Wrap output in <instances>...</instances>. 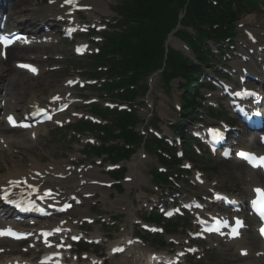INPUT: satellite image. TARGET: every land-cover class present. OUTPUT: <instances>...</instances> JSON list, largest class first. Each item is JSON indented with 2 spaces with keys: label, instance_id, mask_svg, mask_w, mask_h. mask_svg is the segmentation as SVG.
Here are the masks:
<instances>
[{
  "label": "bare ground",
  "instance_id": "obj_1",
  "mask_svg": "<svg viewBox=\"0 0 264 264\" xmlns=\"http://www.w3.org/2000/svg\"><path fill=\"white\" fill-rule=\"evenodd\" d=\"M50 1H52L50 7L30 14L29 12L33 11L30 0H0V4L4 5V13L11 23V26L16 29L24 28L26 30H32V39L27 42H20L17 45L21 46L16 49L7 50L4 60L0 57V148L6 147L7 149L5 155H0V197L7 195V200H17L20 197L42 200L43 192L50 189L56 192V196L49 205L56 204L62 206L63 203L71 202L73 198L81 202L79 207L74 205L66 214L60 215L55 213L49 220L37 221L34 228H30L25 224L21 225L22 227L33 229V232L45 229L73 230V222L84 218L91 220L92 217L89 214L91 208L85 195H93L96 191H99L101 185L108 183L106 179L100 177L95 169L85 168L77 171L72 168L67 170L70 163L65 165V163L55 160L48 165H43L44 159L36 155L33 156L30 152L25 156V163L17 162V159L21 160L24 158L23 155L26 153L27 148L30 146L33 147L40 140L41 128L43 126H37L35 128L29 126L25 129L17 127L20 131H26L24 134V132L13 131L10 128L8 125V117L11 116L16 121H21L34 112L36 105L43 104L56 110L63 104L72 101V97L70 96L71 89L67 83L52 91L51 96L40 98L42 93L40 91L36 92V89L38 90L41 84L40 75L33 77L28 72L20 69V66L25 67L27 65L35 67L44 57L43 47L50 48L49 35L43 32L44 20H47L48 23H53L57 18H64L68 23L67 31L68 29L79 26L74 16H68V13L75 8H81L87 15L94 16L95 18H100V16L105 14L104 6L99 0H75L74 5L66 4L65 0ZM256 20L257 18L251 15L243 20V22L254 24L257 22ZM256 53L259 54L258 51ZM37 68L35 67L38 73L40 69L37 70ZM253 72L256 76H259L256 70ZM30 83L35 84L32 89L30 88ZM64 120L65 118L56 116L53 122L63 123L65 122ZM11 132L21 134L18 136H16V133L10 135ZM34 138L36 139L33 140ZM49 143L50 145L55 144L52 141H49ZM255 145L256 143L253 142L252 146ZM249 148V146H245L243 149L248 150ZM52 156L55 159L63 158V156L57 155L55 152ZM141 162L138 157L130 163L128 175L130 183L127 185L129 190L133 185L141 182ZM245 172V192H247V195H250L251 190L258 185L259 173L251 172L248 169H245ZM18 181L21 183L18 184ZM10 182H15V186ZM107 198L110 197L108 196ZM105 199V197H102L100 202L103 203ZM3 200V198H0V207L2 206ZM242 203L246 204L245 201ZM117 207H119L120 211L131 215L130 205L123 206L117 204ZM5 218V216L0 218V230L11 225V221L5 220ZM63 220H67V224L63 225ZM130 222L128 219L127 223ZM123 231H126L125 227ZM73 235H76V233L73 232ZM90 238L98 242L101 237L96 232ZM129 239L132 238L129 237ZM127 240H120L110 245L109 252L115 249L119 251L121 248H124V252L118 256L119 261L115 264H150V259H153L152 250L146 246H137L135 243L126 246ZM222 244L230 246L232 243L222 242ZM20 245L9 244L0 237V250L2 251L0 254V264H9V262L14 260H19L21 264L24 262L26 264H39L38 262L31 261L29 257L36 251L42 250V246L34 245L31 249L30 247H22ZM233 245L237 248V251L248 256L250 251L245 245L243 246V242L236 243L235 241ZM90 260L91 262L89 264H92V260L94 259ZM245 260L247 259H244L243 264H251ZM260 261L258 264H264V258H260ZM223 264L229 263L224 260Z\"/></svg>",
  "mask_w": 264,
  "mask_h": 264
},
{
  "label": "rangeland",
  "instance_id": "obj_2",
  "mask_svg": "<svg viewBox=\"0 0 264 264\" xmlns=\"http://www.w3.org/2000/svg\"><path fill=\"white\" fill-rule=\"evenodd\" d=\"M41 0H31L32 6H37L40 3ZM106 11L107 14L103 17V22H108L110 21L111 25H115L112 23L114 19H116V7L117 5L122 1V0H110L107 2V0H100ZM37 4V5H36ZM46 0H44V4L37 7L36 9H42L45 7ZM32 12V11H30ZM33 13V12H32ZM255 16L258 20H261L260 22H264V12H252L251 14L244 16L241 18V22L245 20L248 16ZM261 27V24H255V28ZM240 33V31H239ZM239 33H238V38H239ZM172 40V41H171ZM173 40L174 38H170V44L173 45ZM239 41V39L237 40ZM72 46L69 44H61L57 46H53L52 48L48 50H44L43 54L44 55H61L63 56L62 62H56L54 60L48 62L47 66L49 69L55 65H60L62 67H66L65 70L61 71L60 73H49L44 75L41 78V86H39V89H36V92H44V96H47L51 91L54 90V88L61 84L67 77L71 76L72 72H70V69H74L76 74H80L81 68V61L80 59H73L71 57L72 55ZM35 86V84L30 83V88L32 89ZM153 89L149 93L147 102L150 104V106L153 105L155 113L160 115V131L162 135L167 136L170 134L169 130L167 129V123H173L174 122V113L169 110V107L173 108L177 102L179 95L182 92L177 91L176 89V82L171 83V88L169 90H163L161 88V85L158 83V78L154 79L153 82ZM203 95L205 94L204 91L201 92ZM30 94V93H29ZM81 94H84L86 96L92 97L93 95L90 93L86 92H81ZM167 94V96H165ZM108 99V98H105ZM105 101V100H104ZM214 97H210L207 99V102H213ZM149 105H145L144 107L141 108L140 113L143 114L144 116H148L151 113V109L147 108ZM85 111H88L87 108H84ZM146 116V117H147ZM149 118V117H148ZM149 123V122H148ZM191 123H189L190 125ZM49 131V130H46ZM90 136H85L82 139L78 140H69V133L68 132H60V131H50L49 134L43 137L41 142L38 143V147L35 148L34 150L27 149L25 152L26 153H33L32 155H36L39 157H44L45 162L50 163L52 159L50 158V155L53 154L54 152L57 155H63L64 158L62 160L59 159V161H63L66 163V161L70 157H76L77 155L79 156L78 152L82 151L83 149V144L85 143V140L88 139ZM51 139L52 142L55 144L49 145L46 144V142ZM5 152V151H4ZM4 152H1L0 155H2ZM81 159L83 157L79 156ZM134 158V157H133ZM132 158V159H133ZM132 161V160H131ZM130 161V162H131ZM18 162H25L24 160H19ZM129 163L124 164L126 168V174L124 177H127L129 174ZM156 166V160L155 158H150L148 161L144 160L142 164V172H143V183H140L139 185H134V187L131 189V191L127 190V186L124 183V193L121 195H118L114 192V190H108V191H101L97 193V195L91 200L94 201V205L90 202V207H91V212L96 215H100L103 219L109 216H116V220L119 219V223L115 225L114 229H101L99 226L95 227V230L98 232H108L113 236H120L119 230L122 227V225L126 224V220L128 216L124 214L123 212H120L117 209L116 204H114L116 201L122 202V203H127L128 205H131V209L133 211L132 213V218L135 217V213L137 212V216L140 215V210L143 209L142 206H144V203H139L136 202L138 197L142 195L140 193V187L142 189H149L152 190L151 187V182H150V177L148 173L150 172V168ZM198 167L205 173L206 178L212 183L215 182L217 183L218 187L223 188L225 190H240V193H242L241 188L239 186H242V176L240 178L235 175V170L240 169L242 170L243 166L239 165L236 162H221L219 159L216 158H211V159H206L202 162V164H199ZM96 170L101 173L100 168H96ZM237 171V170H236ZM244 172V171H243ZM241 173V172H240ZM184 189L188 192L195 193V191L192 189V187L189 186L188 183H184ZM102 193H107L111 197L112 204L110 206L109 202L110 200H106L103 204L99 201L100 197L102 196ZM145 212V210L142 211V213ZM188 226L185 227V229ZM128 232L135 231L131 228L130 225L127 227ZM117 232L116 234H113ZM180 232V228L178 229L177 233ZM166 239V236H164ZM185 238V235L182 236V239ZM210 245V244H209ZM206 247V245H204ZM211 246V245H210ZM227 249L226 247H222L218 250H215L212 252V254L206 255L205 259L203 262H190V264H223L224 260L227 261L229 264H238V262H235L233 259V255L227 254ZM89 253L92 252V250H88ZM106 255V251L104 250V256ZM118 258H116L114 261L107 262L106 264H114Z\"/></svg>",
  "mask_w": 264,
  "mask_h": 264
},
{
  "label": "trees",
  "instance_id": "obj_3",
  "mask_svg": "<svg viewBox=\"0 0 264 264\" xmlns=\"http://www.w3.org/2000/svg\"><path fill=\"white\" fill-rule=\"evenodd\" d=\"M205 2L206 0H190L194 14L198 19H200L202 13L208 10ZM175 3H181L182 5L185 0H133V7H127L128 15L126 17L134 24L126 34L114 39L108 47L109 53L114 57L111 62L112 70L110 74L119 78V82L113 84V87L128 88L135 86L149 73L161 67L163 42L174 27L172 5ZM237 9L240 10V8ZM236 18L238 17L232 11L227 14L217 13L214 22H232ZM207 23H210L209 20L204 24ZM198 33L200 36L206 35V31L202 29ZM182 62L176 65L183 69L186 77H190L192 71ZM192 70H196V68L193 66ZM132 97L129 93L125 98L132 99ZM118 119L119 121L116 122L117 128L123 131L121 137L125 141L134 142L136 140L135 136L125 130L135 124L136 117L122 115ZM126 155H128V152H126Z\"/></svg>",
  "mask_w": 264,
  "mask_h": 264
},
{
  "label": "snow or ice",
  "instance_id": "obj_4",
  "mask_svg": "<svg viewBox=\"0 0 264 264\" xmlns=\"http://www.w3.org/2000/svg\"><path fill=\"white\" fill-rule=\"evenodd\" d=\"M65 3L66 4H69V5H74L75 4V0H65ZM10 43V41H8L7 39H0V45H3L4 47H7V45ZM33 71H35L34 69H32ZM250 94V93H249ZM46 119H51L50 116H46L45 117ZM8 120H9V123L14 126V127H29V125L27 124H17L16 121L13 119V117L9 116L8 117ZM214 135H219V133H214ZM243 156V158H245L246 160H248V162L250 164H252L254 167H264V157H260V158H257L255 156H252V155H249V154H241ZM12 183L14 186H15V182H10ZM256 193H257V199L253 200L252 201V206H253V209L260 215V217L262 219H264V191L260 190V189H256L255 190ZM0 198H3L5 200H7V195H5L4 197H0ZM17 207H19V205H16ZM35 209V205H30L29 207H26L24 208L23 210L25 211H31ZM38 210V209H37ZM237 224L239 225L240 222L237 221ZM153 231H155V229H153ZM233 235L237 234V229L234 228L233 230ZM262 232H264V229H262ZM45 239H44V242L46 245L48 246H51L50 244H48V235L49 233H42L41 234ZM3 236H7V237H10L12 239H27V236L28 234L26 233H19V232H16L14 230H12L11 228L9 229H2L0 230V237H3ZM43 264V262H42Z\"/></svg>",
  "mask_w": 264,
  "mask_h": 264
}]
</instances>
